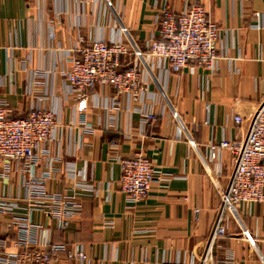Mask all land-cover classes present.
Masks as SVG:
<instances>
[{
  "label": "crops",
  "instance_id": "obj_1",
  "mask_svg": "<svg viewBox=\"0 0 264 264\" xmlns=\"http://www.w3.org/2000/svg\"><path fill=\"white\" fill-rule=\"evenodd\" d=\"M199 2L221 29L217 72L191 66L172 74L145 62L149 100L122 96L115 109L116 93L99 87L80 113L60 73L76 48L122 38L145 50L158 37L160 11L181 14L188 0H0V99L15 117L38 107L56 112L63 125L61 141L51 146L56 158L32 174L50 172L46 191L78 196L82 205L60 230L49 208L27 199L29 174L21 164L1 165L0 202L19 208L0 213V264L24 240L83 247L84 261L60 253L57 264H201L236 167L231 150L212 158L210 145L243 141L264 100V0ZM144 110L157 119L143 124ZM238 115L244 124L234 121ZM138 154L162 179L130 207L119 189L120 160ZM208 264H264V204L230 211L227 235L212 244Z\"/></svg>",
  "mask_w": 264,
  "mask_h": 264
},
{
  "label": "built area",
  "instance_id": "obj_2",
  "mask_svg": "<svg viewBox=\"0 0 264 264\" xmlns=\"http://www.w3.org/2000/svg\"><path fill=\"white\" fill-rule=\"evenodd\" d=\"M156 24L158 37L151 40L145 50L134 49L122 38L92 40L86 46L76 48V54L71 56L68 66H64L60 73L70 94L78 98L80 113H85L87 109L89 92L99 87L110 88L116 93L112 99L115 109L119 108V97L122 96L132 98L134 102L149 100L150 75L145 62H158L172 74H180L191 66L205 68L212 73L218 71L221 29L209 18L199 0H188V8L181 14L169 8L161 10ZM156 119V113L143 111V124ZM234 121L242 125L246 118L238 115ZM249 121V131L243 141L222 140L210 145L212 158L223 150H231L236 167L223 194L221 214L201 264L209 263L212 244L227 235V218L232 209L243 206L251 209L254 205L264 204V100ZM82 124L86 134L92 132L84 118ZM62 132L63 125L53 110L32 108L26 116L15 117L9 105L0 99V166L8 162L21 164L29 174L27 199L36 206L49 208V213L57 220L58 229L65 230L69 220L81 212L78 196L49 194L45 189V180L50 172L41 178L32 174V169L44 159L47 166L52 165L56 157L51 146L61 141ZM117 144V141L112 142L111 148H116ZM120 164L119 189L128 205L136 207L146 200L153 185L160 182L162 176L142 154L122 159ZM82 190L94 192L93 187L85 186ZM18 208L17 204L0 202V213H12ZM28 242L24 240L17 244L18 251L9 254L3 264H57L60 253H66L71 260L86 259L83 247L71 250L65 244L50 242L37 247L30 246Z\"/></svg>",
  "mask_w": 264,
  "mask_h": 264
}]
</instances>
